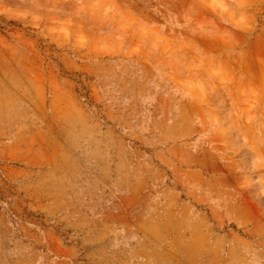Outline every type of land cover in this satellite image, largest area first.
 Segmentation results:
<instances>
[{"label": "rangeland", "instance_id": "1", "mask_svg": "<svg viewBox=\"0 0 264 264\" xmlns=\"http://www.w3.org/2000/svg\"><path fill=\"white\" fill-rule=\"evenodd\" d=\"M0 264H264V0H0Z\"/></svg>", "mask_w": 264, "mask_h": 264}]
</instances>
